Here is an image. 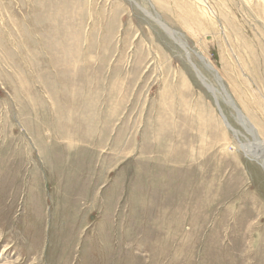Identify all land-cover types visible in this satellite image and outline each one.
Segmentation results:
<instances>
[{"label": "rangeland", "instance_id": "1", "mask_svg": "<svg viewBox=\"0 0 264 264\" xmlns=\"http://www.w3.org/2000/svg\"><path fill=\"white\" fill-rule=\"evenodd\" d=\"M263 143L264 0H0V264H264Z\"/></svg>", "mask_w": 264, "mask_h": 264}, {"label": "bare ground", "instance_id": "2", "mask_svg": "<svg viewBox=\"0 0 264 264\" xmlns=\"http://www.w3.org/2000/svg\"><path fill=\"white\" fill-rule=\"evenodd\" d=\"M150 15V14H149ZM166 29V31L167 32H169L170 34H171V31L170 30H168L167 28H165ZM175 36V35H174ZM176 39H177V37H176ZM178 40V39H177ZM180 42V41H179ZM184 44V43H183ZM182 45V44H181ZM186 46V45H185ZM184 46V47H185ZM185 49V48H184ZM188 51V50H187ZM187 54H188V52H187ZM199 57V56H198ZM210 67V66H209ZM212 68V67H211ZM195 69V68H194ZM196 70V69H195ZM199 74V73H198ZM200 75V74H199ZM204 79V78H203ZM206 80V79H205ZM206 83V82H205ZM222 88V87H221ZM216 91V90H215ZM217 92V91H216ZM229 96V95H228ZM228 101V100H227ZM231 104H233V102L231 103ZM234 107V106H233ZM236 108V107H235ZM235 110V109H234ZM237 112H239L238 110H237ZM240 113V112H239ZM238 113V114H239ZM239 116V115H238ZM239 118H240V120H243L242 119V116L240 117L239 116ZM239 120V121H240ZM246 129V128H245ZM254 140V139H253ZM256 142H257V140H255ZM257 145H259V144H257ZM262 145V144H261ZM255 146V145H254ZM261 147H263L264 148V143H263V146H261ZM253 149V148H252ZM257 149V148H256ZM260 150H261V148H260ZM264 150V149H263ZM252 152L256 155V157L259 159V161H260V164H261V166H262V168H264V154L262 155V154H257L256 152H254V150H252ZM259 152V151H258ZM261 152H263L262 150H261ZM264 153V152H263ZM264 170V169H263Z\"/></svg>", "mask_w": 264, "mask_h": 264}, {"label": "water", "instance_id": "3", "mask_svg": "<svg viewBox=\"0 0 264 264\" xmlns=\"http://www.w3.org/2000/svg\"><path fill=\"white\" fill-rule=\"evenodd\" d=\"M237 113H238V112H237ZM221 115H222V118L225 119L224 116H223V114H221Z\"/></svg>", "mask_w": 264, "mask_h": 264}]
</instances>
